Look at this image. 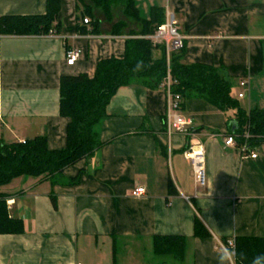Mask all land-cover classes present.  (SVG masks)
<instances>
[{
  "label": "crops",
  "instance_id": "1",
  "mask_svg": "<svg viewBox=\"0 0 264 264\" xmlns=\"http://www.w3.org/2000/svg\"><path fill=\"white\" fill-rule=\"evenodd\" d=\"M134 1L145 19L155 6L174 13L184 36L183 62L221 70L233 81L234 96L247 78L241 106L264 110V0ZM45 11L46 0H0V17ZM94 13L98 34L76 31L75 0H62L59 34H0L2 142L45 136L51 148L65 146L61 75L92 77L101 59L123 57L129 31L140 29L123 12L113 13L112 22L100 9ZM120 20L127 27L113 34ZM67 48L80 51L73 65L66 63ZM160 53L155 50L154 57ZM166 109L163 88L121 86L107 105L99 148L61 176L18 178L8 185L9 215L22 220L24 231L0 234V264H218V251L229 248L224 239L264 238V143L251 148L256 158L241 157L238 147L225 145L228 134L237 135L236 112L197 97L186 99L181 111L192 135L169 134ZM189 142L203 145L205 186L196 184L185 156ZM170 181L176 193L169 192ZM138 186L145 193L133 197ZM196 216L209 236H194ZM168 235L186 237L183 261L154 253L153 238ZM145 243L156 260L145 258Z\"/></svg>",
  "mask_w": 264,
  "mask_h": 264
},
{
  "label": "trees",
  "instance_id": "2",
  "mask_svg": "<svg viewBox=\"0 0 264 264\" xmlns=\"http://www.w3.org/2000/svg\"><path fill=\"white\" fill-rule=\"evenodd\" d=\"M62 0H46V11L40 14L2 15L0 34L15 36H41L61 32L59 14ZM100 9L109 22L113 21V9L121 8L126 19L140 24L139 31H129L123 57L101 59L91 77L87 73L63 74L60 77V115L68 119L66 143L62 148H51L45 136H36L23 142L4 143L0 140V234L21 233L22 220L9 215L5 188L18 178L51 180L61 176L65 168L91 155L102 145L100 127L106 116L111 98L121 86L143 84L150 88H162L168 66L174 81L173 91L181 94L182 107L186 99H204L226 112H236L237 141H247L255 147L264 143V110L244 109L238 96H234L233 81L221 70L202 63L183 62L184 48L170 53L165 47L154 45L147 38L165 21V10L153 7L148 19L142 18L134 0H75L76 31L80 34L100 33V19L94 9ZM88 18L85 23L84 19ZM127 22L113 24L112 33H123ZM160 49L159 57L154 51ZM169 62V64H168ZM250 137L246 139L244 134ZM74 180V179H73ZM76 180V179H75ZM169 192L176 193L170 181ZM54 206L55 197L51 194ZM210 233L196 216L194 236L207 237ZM227 243V239H224ZM187 239L183 236H155L153 251L157 256H171L175 261L184 260ZM235 264H253L256 257L264 258V238L240 236L235 238ZM260 264H264L261 259Z\"/></svg>",
  "mask_w": 264,
  "mask_h": 264
},
{
  "label": "built area",
  "instance_id": "3",
  "mask_svg": "<svg viewBox=\"0 0 264 264\" xmlns=\"http://www.w3.org/2000/svg\"><path fill=\"white\" fill-rule=\"evenodd\" d=\"M88 22V18L84 19ZM55 34V33H50ZM154 45H163L166 50L167 59L169 61L170 53L184 48V36L179 30V21L174 13L167 11L165 14V21L158 26L153 34L146 36ZM80 55V51L76 48H67L65 52V59L68 65H73ZM169 64V62H168ZM174 81L170 74L168 66L167 75L162 82V88L167 95V109L165 114V123L169 134L173 132L185 133L189 137L192 135L191 128L189 127L191 121L181 114L182 111V97L181 94L173 91ZM241 87L244 90L238 93L239 98H243L246 94L249 81L244 78L240 81ZM237 135L228 134L225 139L226 146L238 147L241 157L256 158L257 153L251 152V147L247 141L238 142ZM244 137L248 139L250 134L246 132ZM185 156L191 160L194 179L197 185L205 186V151L202 143L189 142V146L185 149ZM145 193V188L138 186L131 191L133 197H141ZM227 246L233 250L235 254V241L233 239L227 241Z\"/></svg>",
  "mask_w": 264,
  "mask_h": 264
},
{
  "label": "clouds",
  "instance_id": "4",
  "mask_svg": "<svg viewBox=\"0 0 264 264\" xmlns=\"http://www.w3.org/2000/svg\"><path fill=\"white\" fill-rule=\"evenodd\" d=\"M234 252L232 249L224 247L217 253V262L218 264H233ZM261 259H264L260 256L256 257L253 264H260Z\"/></svg>",
  "mask_w": 264,
  "mask_h": 264
},
{
  "label": "rangeland",
  "instance_id": "5",
  "mask_svg": "<svg viewBox=\"0 0 264 264\" xmlns=\"http://www.w3.org/2000/svg\"><path fill=\"white\" fill-rule=\"evenodd\" d=\"M119 10V11H118ZM113 11H114V13H119V12H122V9L120 8H117V10H116V8H114L113 9ZM114 16V15H113ZM145 249L143 250V254H144V256H145V258L146 259H150L149 257H151V258H155V260L157 259V256H155L153 253H152V250H151V248H150V245L148 244L147 245V243H145V247H144ZM159 260L160 261H162L163 260V258H159Z\"/></svg>",
  "mask_w": 264,
  "mask_h": 264
}]
</instances>
